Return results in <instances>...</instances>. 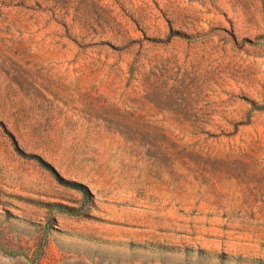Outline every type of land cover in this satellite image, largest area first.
Instances as JSON below:
<instances>
[{
    "label": "rangeland",
    "instance_id": "obj_1",
    "mask_svg": "<svg viewBox=\"0 0 264 264\" xmlns=\"http://www.w3.org/2000/svg\"><path fill=\"white\" fill-rule=\"evenodd\" d=\"M0 264H264V0H0Z\"/></svg>",
    "mask_w": 264,
    "mask_h": 264
}]
</instances>
